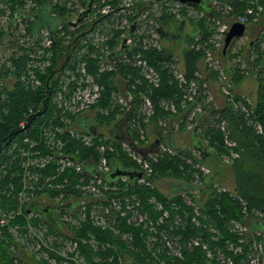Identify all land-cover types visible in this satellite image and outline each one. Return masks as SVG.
<instances>
[{"label": "built area", "instance_id": "2783aa9c", "mask_svg": "<svg viewBox=\"0 0 264 264\" xmlns=\"http://www.w3.org/2000/svg\"><path fill=\"white\" fill-rule=\"evenodd\" d=\"M251 1L254 5L255 0ZM256 1L261 2L262 0ZM88 3L89 0H73L71 3L73 5L72 8L77 9L78 12L74 13L76 15L75 19L67 23L68 27L75 30L82 25L81 23H84L83 25L91 23L92 26H88L89 30L85 32L87 40L82 42L91 46L107 45L111 39L113 29L122 31L124 37L127 34L125 40L126 45L130 47V51L123 58H132L128 62L141 71L144 80L154 88H158L161 84V75L145 59L142 52L148 48L157 51L161 46L156 32V29L159 28L156 18L163 15L164 12H169L174 14L179 21L186 20L180 14L181 8L185 7V5L176 0H118V2L111 0L101 11L100 16H98L99 10L97 12L94 11L97 5L96 0H94L92 16L85 18L77 27L71 26L70 24L76 23L79 16L87 10ZM160 5L166 6L162 7ZM253 5H249L246 12L239 13L236 17L231 18L230 16L233 12L232 5L223 2L219 3L216 0L212 2L213 12L216 9L222 13V17L215 20L218 25L222 24L219 34H217L220 37V43L214 52L208 46L206 47L205 57L201 61L205 69L203 70L199 67L193 78H188L184 67L181 68L178 63L176 64V61L175 63L171 62L164 65V68L167 69L171 77L183 90L184 102L188 105L187 109L195 104L192 119L203 112L199 102L201 97H207L208 101L214 100L208 75L211 72L218 75V80L221 81L219 85L220 94L229 104H233L235 111L244 113L248 117L253 114L254 111L248 104L250 102L234 98L236 91L231 74L228 72V64L224 65L221 58H213V55L218 56L219 52L222 51V43L224 41L225 44L226 34L234 23L245 25L247 33L235 39L228 51L232 50V47L239 39H249L251 34L249 27L254 28L255 25H260L259 18L264 13V7L259 5L257 8H254ZM35 6V0H27L24 12L29 13L30 9L35 10ZM141 9H144L141 20L145 24L142 26L140 34H145L146 38L143 46L139 48L140 51L136 49L131 50L132 45L129 31L132 29L133 19L136 16L135 13L141 11ZM189 9L193 12L197 10L191 7ZM201 12L203 16L204 12ZM37 16L38 13L35 15L36 23L33 29L29 27L27 21L23 20V17H19V13L15 19L17 22L15 27L16 33L14 35L17 46L15 52L18 53V58H15V60L26 59L19 79L26 91L42 87L39 75L47 74L48 69L52 66L53 56L45 52V48H51L56 39V34L47 28H37ZM52 16L56 18L55 15ZM99 19L104 21L98 24ZM59 20L62 21V19ZM105 23H107L108 30L106 28L102 30V26ZM64 24L65 21H62L57 26V29H64L62 28ZM259 32L261 34L264 33V23ZM69 41L65 40L66 44ZM200 41H203V37L199 34L195 35L192 46H195ZM251 45H253L252 42ZM91 46H87V52L83 53L82 49L79 54L97 56L98 53L91 50ZM105 47L107 48V46ZM108 54H111L110 51L101 56L104 58ZM238 61L243 64V68L249 74V66L246 60L238 58ZM250 61L252 63L251 69H256L257 71L253 73L256 76L259 69L255 66L256 58H250ZM3 64H6L8 70L10 69L12 72L15 70V63L10 58H5L2 63L0 61V75ZM54 79L56 80L55 86L54 81H51V84H53L55 89L53 95H50V98L52 97V111L45 117L42 127L38 131L36 129L33 131L35 134L34 138L23 137L20 142L14 143L12 150L14 153L13 161H16L22 169V171L15 172L16 176H20L22 172L23 182L18 190L20 206L14 210L0 209V238L3 240L4 234L7 231H12L17 237L20 245L19 243H15L12 248L17 257L14 260V264H25V262L20 261V259L27 261L24 257L25 253H29L30 261H33L35 264L37 262L40 264H112L114 257L109 256V254L101 255V253H107L108 250L114 248L110 245L101 244L94 235L82 238L77 237L75 232L70 233V231L66 230L63 221L69 222L71 220L77 224V228H80L84 223H90L92 226L103 231H110L125 243H133L135 240L133 233L124 231L126 227L142 229L143 231H147L148 236H145V232H143L140 237H145L144 241L147 240L148 245L150 242L152 243V246L148 247L150 251H154L157 254H172L176 258L182 259L184 257V246L181 242V237L176 235L177 233H174L176 231L174 228L186 224L188 219L197 227H201L203 225L201 218L206 221L208 220L202 213L204 206L190 202L192 205H186L189 210L181 208L177 203H175L177 204L176 206L168 204L166 207L162 202L152 198L150 203L154 205L153 211L156 215H149L148 212L144 211L140 197L138 195L134 196L132 189L134 186H150L149 179L154 174L151 162L157 161L156 156L160 152L150 151L145 157L139 153H137V156L134 155V158L141 166L142 173L137 172V174H141V178L139 179L122 176L113 179L110 176L112 171L108 165V161L109 151H112L113 143L105 142L100 144L98 151L102 156L98 165H94L91 161L76 159L70 153L65 155L64 148H67L69 145V136L81 139L87 147L94 146L96 137L76 131L74 129L76 124L75 119L96 105L101 97L102 88L96 82V79L87 73L85 62L73 64L71 68L58 73ZM6 81L10 84V91L15 86L17 78L11 73L6 77ZM7 98L8 95L6 93L1 94L0 103L6 101ZM144 98V110L147 112L146 114L143 110L146 115L144 122H147L154 114V110L150 99ZM119 102L120 104H124L125 99L121 97L119 98ZM162 107L167 112H177L173 101H163ZM39 111L35 112L33 109H29L28 113L24 116L25 119L19 122V127L24 130L23 132L28 129L26 126L30 118L35 116ZM100 112L107 115L109 110H101ZM250 123H252L259 135L264 136L263 124L254 122L253 120ZM137 126H139V122ZM216 127L221 130L224 143L229 149V154L224 157V161L228 165L232 164L234 160L240 157V153L236 151L237 143L230 137L226 120L220 119ZM135 146L143 147V149L146 148V146H140L133 142L129 145V151H134ZM163 151L175 155V152L168 148H163ZM87 162H90V164ZM194 169L196 170L194 174L196 185H189L194 190L185 193L202 195L204 188L198 184L202 182L203 176L207 179L211 172L202 165L194 166ZM125 171H129L130 173L135 172L133 170ZM74 175L76 176V182H73ZM11 188L14 191L16 190L13 184ZM36 191H50L52 201L62 205L58 209L57 223L51 224V231L45 223L35 217L34 213H26V209H29L28 207L32 203ZM206 194L208 192L204 193L203 197L206 198ZM240 201L243 204V214L248 216L249 212L246 202L242 199ZM171 210L174 212V216H171ZM253 211L252 216H250V225L235 220L229 222L228 230L236 238L235 241L225 240L221 243V239L223 238L221 231L212 226L210 228V233L214 236L212 241L208 238L194 237L187 242V250L192 251L194 248H200L205 253L207 260L215 264H236L235 257H242L244 254V259L246 260L240 264H264V229H252L255 224L264 225V209L261 210L260 217L254 216V213L259 211ZM35 218L36 220H34ZM14 220L17 221L16 225L15 227H11ZM30 220L38 223L31 222ZM203 226L206 227L205 225ZM41 229H44V231ZM19 248L20 251L18 250ZM126 264L131 263L126 262Z\"/></svg>", "mask_w": 264, "mask_h": 264}, {"label": "trees", "instance_id": "16d2710c", "mask_svg": "<svg viewBox=\"0 0 264 264\" xmlns=\"http://www.w3.org/2000/svg\"><path fill=\"white\" fill-rule=\"evenodd\" d=\"M115 1L118 2V0ZM213 1L215 0L207 2L211 10L213 9ZM216 1H222L225 4H231L233 7V12L231 15L234 17L239 12L244 10L248 4V0ZM67 2L68 1L64 0L56 5H53L52 3H48V0H44V3L37 13H40L44 6L49 5L47 8L50 9V13L52 15L54 14L57 19H63L64 14L66 15L68 12ZM262 2L264 4V0ZM187 9H189V7H183V14L185 15L184 18L189 20L186 17L188 12ZM194 12L202 16L201 10H196ZM219 17H222V15L215 9L212 15L208 11L207 13H204L201 18H194L193 20H190V23L195 27L194 32L200 33L204 40L211 36V24ZM157 21L159 26L162 28L175 27L181 22L178 21L174 15H169V12H164L163 16L157 19ZM253 29L255 28L249 27V30ZM58 31L59 30L57 28L53 30V33L56 34V39L54 45L51 47L53 52L52 66L48 69L47 74L39 75L42 81L41 88L26 91L21 85L19 79L20 74L22 73V70L25 66V58H21L19 60L10 58V60L15 63V70L13 72L10 69L8 70L6 64H3L2 67L0 78L3 76L8 77L12 73L17 78V82L12 90L9 91L3 89L4 93L8 95V98L6 101H2L0 103V140L7 138L20 128L19 122L25 119L24 116L26 113H28L29 109H33L35 112L37 110L41 111L46 100L48 98L49 100L47 103L46 112L41 116L34 118L33 122L25 132L14 136L11 144H9L4 149V152L0 156V209L14 210L18 207L17 197L13 195L16 193V191L12 190L11 185L13 184L18 186L20 181L16 176L17 174L13 170V167L16 163L11 161L13 160V157H9L8 152L13 154L12 150L15 142H20L25 136L34 138L35 134L33 131L35 129L38 131V129L42 127L45 122V117L48 116L47 114H49L53 108L51 99L52 97L50 98L49 93H51V96L53 95L56 80L51 79L54 81V86L53 84L48 85V81L52 75H57L59 69L63 65V59L72 58V55L79 48V44L76 43L73 45L74 40L77 38L76 36L79 35V32L74 33L73 40L66 44L65 38L61 36L57 38ZM113 33L112 39L107 43L106 46L110 47L111 52L114 53L118 51L117 49L119 48V39L122 31L114 30ZM192 45L193 44L187 46L184 50V70L188 78L194 77V74L199 69V65L204 56L203 51L195 50ZM257 53L258 58H256L255 66L259 68V72L256 74V76H254V78L258 82V100L253 107V114L248 117L244 113L236 112L234 107L231 106L225 99L224 102L220 104V106H215L218 101V94L214 92L215 104L213 102L209 103L206 107V114H203L202 116L198 115L196 122L195 120L192 122L188 121V118L186 117L188 105L183 106L184 92L179 87L178 83L171 77L167 69L164 68L165 64L171 62L175 63V58H172V55L169 56L166 55V53H160L156 50H150L144 53L145 59L161 75V84L158 88H154L153 86L149 85V83L144 80L139 69H126L122 65H118V71L120 74L124 75L125 77L132 75V81L140 80V83L135 86L134 90L137 105L143 103V97L140 95V93H142L145 97L150 99L154 110V114L149 118L148 124L143 123L146 118L143 110H131L126 112V116L124 118L125 121L129 120L133 122V120H135L137 123H141L142 129L147 130L148 125L152 127H158L159 123L163 120L171 122L174 119L181 118L183 119L179 128L181 133L187 131L188 125L190 123H194L196 125L192 130L188 131V133L193 134L192 132H194L193 135L198 137L199 141H202L200 138L205 140V142L208 143L207 147L210 148L211 151L214 150V157H220L224 156L225 154H229V149L224 143L223 134L216 127L220 119L227 121L230 137L237 143L238 147L236 148V151L240 153V158L234 160V162L230 165L237 197H233L230 193L217 194L215 188L212 185V181L207 182L205 178L202 179V181H204L206 184L205 186L208 193L210 192L204 204V208L202 209V213L208 218V220L206 221L201 218L203 225L206 227L203 225L201 227H197L188 219L186 224L180 227L176 226L174 228L176 230L174 233H177L176 235L181 237V242L184 246V257L182 259L176 258L172 254H157L154 251H150L149 248L152 246V243L150 242L148 245V241H144L145 237H140L141 233L145 232V236H148V233H146L147 231H143L139 228L126 227L124 230L135 235V240L133 243H125L112 232L103 231L92 226L90 223H84L80 228H77V237L84 238L94 235L101 244L110 245L113 247L114 249L108 250L107 253H101V255L109 254V256H113L114 262L112 264H126V262L131 264H215L214 262H209L207 260L205 253L200 248H194L192 251L187 250V242L194 237H201L202 239L208 238L212 241V238L214 237L210 233V228L212 226L221 231L223 236L221 243H223L225 240L235 241L236 238H234L228 230L229 222L235 220L246 225H250V216H252V211L255 209H264V137L258 135L252 123H250V121L253 120L254 122L264 125V60H262L264 55L259 51L258 47ZM219 55H221V59L225 60L229 66L228 72L231 74L234 86H239L245 79L246 74L241 73L239 68H234L231 70L230 64L227 61L232 59L230 57L228 58L229 51L225 55H223V53H219ZM244 59L246 60L249 69L252 68L250 56ZM89 61L91 65L90 71H92L94 69L93 66H95L94 64L96 60L94 61L91 59ZM76 62L77 61L75 60V63ZM214 74L215 73L212 72L208 73L211 83L215 81ZM99 77V83L104 86V90L100 103L95 107L97 110L109 108L110 102L112 101V94L117 89L114 82V73L102 74ZM238 97L239 96L236 97V100L240 99ZM165 100L173 101L176 104V114H170L165 111V109L162 107V102ZM99 113L96 118L98 123L101 125L108 123V126H111V123L115 124V122L118 120V115L122 114V112L119 110L111 111L108 116H103ZM129 134L130 136L136 138L138 135L137 131L132 128L130 129ZM68 139L69 145L67 153H71V155L74 156V153L79 151V158L86 159L91 157L96 161L98 160L99 155L97 154L95 147H87L80 140L71 136H69ZM176 151L178 153L175 155H170L168 153L163 154V156L154 165V174L149 179L150 182L154 178L173 177L176 178V180H179V183L192 185V181L195 179L194 174L196 173V170L194 169L195 164H202V161L206 160L209 156L205 159H202L201 157L194 155L192 150L189 149H185L183 151L182 149L178 148ZM121 154L122 152L119 150L117 155H115V157L117 156L118 162L122 160L125 163V166L136 167L134 162L128 160L127 157H124V155ZM74 158L77 159V156H74ZM187 160H190V162ZM5 164L9 166V168H7L8 170L6 169L7 174L3 175L5 172L2 166ZM136 192L141 199L144 211L148 212L149 215H156L153 211L154 205L150 203L152 198L162 202L166 207L172 202L178 203L181 208L189 210V208H187V206L183 203L184 198L180 197V195H176L175 197H172V200H170L169 198L162 195L156 188H148L144 186L134 187L132 189V193ZM240 199L247 203L246 205L249 212L248 216L243 214V204ZM171 216H174V212L172 210ZM14 245L15 243L12 245V247ZM9 249L10 245L6 244L0 238V264H14V260L17 257L15 253ZM244 255L242 257H235L236 264H240L242 261L246 260L244 259ZM20 261L25 262V264H33L25 261L24 259H20Z\"/></svg>", "mask_w": 264, "mask_h": 264}, {"label": "flooded vegetation", "instance_id": "af4514ba", "mask_svg": "<svg viewBox=\"0 0 264 264\" xmlns=\"http://www.w3.org/2000/svg\"><path fill=\"white\" fill-rule=\"evenodd\" d=\"M26 3H27V0H0V48L4 47L5 51L8 52L7 58H18V53L15 52V50L17 49V46L15 44V39H14V35L16 33L15 27L17 25V22L15 21L16 15L19 13V17L20 18L23 17V20L28 22V25L30 28L33 29V27L35 26V23H36L35 22V15L37 13H35L34 9H30L29 13H25L24 9L26 8ZM48 3H52V2L48 0ZM143 10L141 9V11H137L135 13L136 16L133 19L134 30L132 31V29H131L129 31V33H130L129 37L131 39V45H132L131 50L142 47L144 42H145V38H146L145 34H142V35L140 34V30H141L142 26L145 24L141 20ZM103 21L104 20L99 19L97 23L99 24ZM27 22H26V24H27ZM69 22H71V21L65 22V24H64V26H62V28H66L68 26L67 23H69ZM81 24L82 25L79 26V29L81 28V31L78 33L79 34L78 36H80V35H83V36L81 37L82 39H79L76 42L77 44H79V48L72 55V58H64L63 59V65L61 66L62 69L60 72L66 70L68 68H71V66L73 64H77L78 62H85L87 73L89 75H92L96 79V82L99 84V86L102 88L101 97H100L99 101L96 103V105H98L100 103V101L102 99V93L104 90V86L99 83V78H100L99 76L100 75L107 74V73H114L115 74L114 82L116 84L117 89L112 94V101L110 102L109 108L97 110V108H95L96 105H94L90 110L86 111V112H90L89 114L83 116L82 115L83 113H82L78 117H76V119H75L76 124H75L74 129L76 131H78L79 133H83L85 135L91 136V134H90L91 130L94 127H96V135L93 136V137H96L93 147H95V150H96L97 154L99 155V158L97 161L91 157L86 158V159H82V158H77V159H79L81 161H91V163H93L94 165H98L100 158L102 156L98 151V147L100 146V144L105 143V142L113 143L112 151H109L110 155H109V161H108V165L112 171L110 173V176L113 179H116V177H120L117 175L118 171L124 173L125 170H133L135 172L131 173L130 176L129 175H123L122 176V177H127V178H129V177L133 178L137 175V172H141V166L138 163V161L134 158V155L137 156L138 152H136L135 150L132 151L133 153L129 151V149H130L129 145L130 144L135 142L136 144H138L140 146H146V148L143 149L142 152H144V151L145 152H150V151L160 152L159 155L156 156V159H157L156 163H157L158 160L165 153L163 151V148H168L171 151L175 152V154L178 153L176 151L179 148V146L177 145V142H179L180 139L178 138V135L175 134V132L177 134H183L185 132L188 133V131L192 130L196 124L193 127L188 125L189 127L187 128V131H184L181 133L179 131L180 124L183 120L181 118L174 119L171 122L167 121V120H163L159 123L158 127L148 126L147 130L142 129L141 123H139V126H137V122L135 120H133V122H131L129 120L125 121L124 118L126 116L125 115L126 112L131 111V110H144V108H145V103H144V99H145L144 97L145 96L142 93H140V95H142V97H143V103H141L140 105H137L136 98L134 95L135 86L140 83V80L132 81V79H133L132 75H128V77H125L124 75L120 74L118 71L119 70L118 65H122L126 69H128V68H135L136 69V67H134L131 63L128 62L132 58H126V59L122 58L118 61H115L114 59H117V58H109V56L113 53L111 51H110L111 54L106 55L105 58H103L101 55L91 56L89 54H83V55L79 54L82 51V46H83L82 42L87 40V35H85V32H87L89 30L88 26L83 25L84 23H81ZM91 26L92 25H90V27ZM173 29H174V27L162 28L160 26H159V28L156 29V32H157L158 37H159V42L161 45L164 44L163 36L165 33H166V35H169V34L174 35V36L175 35H178V36L181 35L180 31H178V30L173 31ZM197 34L201 35L200 33L194 32V35H197ZM126 35L124 37L123 32H122L120 39H119L120 43H119V48L117 49L118 51L122 48V43L125 40ZM78 36H76V37H78ZM193 43L194 42H192V44ZM221 52L223 53V51H221ZM221 52H219V53H221ZM223 55H224V53H223ZM0 57L1 58L4 57V53H3L2 49H0ZM91 59L94 61L95 60L97 61V62L95 61V64H94L95 66H93L94 69L92 71H90L91 65H90V61H89ZM0 60H2V59H0ZM75 60L77 61L76 63H75ZM199 67H200V65H199ZM203 67H204V64H203ZM204 69H205V67H204ZM60 72H58V73H60ZM1 73H2V71H1ZM209 83L211 86V92L213 94L214 100L208 101L207 97H205V96L201 97L199 102L201 104L202 111L204 113L202 112L199 116L206 114V109H207L206 107L209 103L213 102L215 104V102H214L215 101V96H214L215 90L212 87V83L211 82H209ZM3 89H6V90L10 89V84L7 83L6 77H4V76L0 78V96H1V94L4 93ZM218 91H219V89H218ZM215 93L217 94V92H215ZM121 97H123L125 99L124 104H120V102H119V98H121ZM221 98H223L222 95H221ZM185 103L186 102H184L183 106L186 105ZM215 106H220L218 101L215 104ZM194 107H195V104H193L192 106H190L187 109L186 117L188 118L189 122H192L194 120L196 122V118L198 117V115H196L192 119ZM101 110H109V112L106 115V114H102L100 112ZM114 110H119L120 112H122V114L118 115V120L115 122V124L108 126V125H101L98 123L96 118H97L99 112H100L99 114H101L103 116H108L110 114V112L114 111ZM148 122L149 121H147V122L143 121V123H146V124ZM100 128H101V130H100ZM131 128L137 131V134H138L137 138L130 136L129 131ZM192 133L194 134V132H192ZM147 134H148V137H147ZM207 144L208 143L206 142L205 147H207ZM175 145H177L178 148L175 147ZM67 149H68V147L64 148V154L65 155L68 154ZM187 149L192 150L194 155L201 157V155L199 153L194 152V150L191 147H187ZM207 149L211 150L208 147H207ZM119 150H121V152H122L121 155H124V157H127L128 160H131L132 162H134L136 164L135 165L136 167L125 166V163L122 160H120V162H118L117 156L115 157V155H117V152ZM182 150L184 151L185 149H182ZM3 152H4V150H3ZM78 153L80 154L79 151H78ZM8 156L13 157L14 153L11 154L8 152ZM11 161H13V160H11ZM187 161L190 162V160H187ZM14 162L16 164L14 165L13 170L15 172L22 171V169L17 164V162L16 161H14ZM87 163L90 164V162H87ZM151 164H153V162H151ZM2 168L5 172V173H3V175L4 174L6 175L7 174L6 169L9 168V166H7L5 164L2 166ZM138 174H140V173H138ZM17 177H18L20 183L18 184V186L17 185L15 186L16 193H14L13 195H15L17 197L18 206H20L18 190L20 188V185L23 182L22 172H21L20 176H17ZM134 187H136V186H134ZM61 207H62L61 204L54 203L52 201L50 191H44V192L36 191L35 197H34L32 203L30 204V206L28 207L29 211L26 209V213H34L36 215L35 217H37V219H39L40 221L45 223L49 228H51V224H54L55 222L57 223V215H59L58 209H60ZM34 220H36V218Z\"/></svg>", "mask_w": 264, "mask_h": 264}, {"label": "rangeland", "instance_id": "374dc122", "mask_svg": "<svg viewBox=\"0 0 264 264\" xmlns=\"http://www.w3.org/2000/svg\"><path fill=\"white\" fill-rule=\"evenodd\" d=\"M49 1H51L53 5H56V4H58L59 2H61L63 0H49ZM206 1L207 2H211L212 0H206ZM262 1L261 2H257L255 0V4L253 5V2L251 0H248V2H247L248 4L244 8V10H242L239 13L242 14V13L246 12L247 7L249 5L250 6L253 5L254 8H257L259 5H262L264 7V4H263ZM35 2H36L35 13H37L39 11L40 7L42 6V4L44 3V0H35ZM72 2H73V0H68V5H67V11L68 12H67L66 15L64 14V18L62 19V21L67 22V21H71V20L75 19L76 15H74V13L75 12L77 13L78 11H77V9H73L72 8L73 7V5L71 4ZM110 2H111V0H96V4L97 5H96V8L94 9V11L97 12V10H99L98 16H100L101 11ZM218 2L220 3V1H218ZM166 3H168V2H166ZM228 5H231V4H228ZM47 6H49V5L44 6L42 11L40 13H38V17L40 18L39 24L40 25L44 24V25H49L51 27L52 26L54 27L56 24L59 23V20L50 14V9H48ZM160 6L164 7L166 5H160ZM187 10H188V12L186 14V17L189 19L188 30L194 31L195 27L190 23V20H193L194 18L195 19H199L202 16L199 15L198 13H196V12H193L191 9L190 10L187 9ZM71 13H73V14H71ZM180 14L182 15L183 18L185 17V15L183 14V8H181ZM169 15H174V14L169 13ZM221 15H222V13H221ZM162 16L163 15L158 16L156 18V21H157V19L161 18ZM236 16L237 15H235V17ZM230 17L233 18L234 16L231 15ZM224 20H226V19H224ZM259 21H260V25H255L254 26L255 29L251 30V34L249 36V39L248 38L239 39L234 44V46L232 47V50L229 51V56H228V58L230 57L232 59L227 60L229 62V64H230L231 70H233L234 68H239L241 73H245L246 74L245 79L243 80V82L237 87L234 86V89L236 91V95H235L234 98L237 99L236 97L239 96L238 98H240V99H238V100L250 102L248 104L250 105L252 110L254 109L253 107H254L255 103L257 102V100H258V97H257L258 82L254 78V75H253V73H255L257 71H256V69L252 70L250 68V69H248L249 70V74H248L246 72V69L243 68V64L238 61V58H248L249 56H250V58H258L257 47H258L259 51L264 55V33L261 34V32H259V29H261L263 27L264 13L259 18ZM157 23H158V21H157ZM90 25H91V23H86L85 26H90ZM221 26H222V24L218 25L217 21L214 20L212 22V24H211V36L207 37L203 41H200L195 46H193L195 48V50L203 51V53H204L203 58L205 57V50H206L207 46H208L209 49L212 50V52H214L216 50V48H218L219 43H220V37L217 36V34H219V30H220ZM256 26H259V27H256ZM102 27H103L102 30L105 29V28L108 30L107 23H105ZM114 30L115 29H113V31H112L111 39L113 37ZM80 31H81V28L80 29L77 28V29L74 30V29H71V28H69L67 26L66 28L61 29V30L58 31L57 38L59 36H61V37L65 38L66 41H69V40L72 41L73 38H74V33L80 32ZM115 31H120V30H115ZM175 36L177 37L176 38L177 43L174 42V44L168 45V43L165 42L163 45L160 44L161 46H160L159 49H157V51L160 52V53H164V54L166 53V55H169V56L172 55V58H175L176 64L178 63L179 66L181 68H183L184 67V62H183L184 61V52H185L184 50L187 47L186 40L184 38H182L183 37L182 35H180V36L175 35ZM251 42L253 43V45H251ZM82 45H83L82 46L83 53L87 52V50H88L87 46H91V45H87V44H84V43H82ZM222 45L223 46L221 47V50L223 51L224 41H223ZM105 46L106 45H100V46L92 45L91 46V50H93L94 52H97L98 55H105L109 51H111L110 47L107 46V48H106ZM0 49H2L3 53H4V57L3 58L0 57V59H2V60H0L1 63H2V61H4L5 58H7L8 52L5 51L4 47L3 48L1 47ZM136 50L140 51L139 48H136ZM148 51H150V48L145 49V51L143 52V56H144V53H146ZM45 52L53 54L51 48H48V49L45 48ZM52 58H53V56H52ZM213 58H222V57H221V55L218 54V56H214L213 55ZM262 60H264V58ZM222 61H223V64L226 65V61L225 60H222ZM263 64H264V62H263ZM201 66H203V65H201ZM201 66H200V68L204 70V67H201ZM214 76H215V78H214L215 81H213V82L217 83L216 86H217L218 89H220L219 85L221 84V81L218 80V75L217 74H214ZM149 85H151V84L149 83ZM218 89H216L217 94L221 95L220 92L218 91ZM223 100H224V98H223ZM230 105L233 106V104H231V103H230ZM89 113L90 112H85L82 115L84 116V115H87ZM145 113L147 114L146 111H145ZM168 113L176 114V113H172V112H168ZM148 121H149V119H148ZM107 124L108 123H104V125H107ZM112 124L113 123H111V125ZM194 125L195 124H193V123L189 124V126H192V127ZM100 130H101V128H100ZM199 131H200V129H199ZM256 133H257V131H256ZM175 134L178 135V138L180 139V141L177 142V145L181 149H187V147H191L194 150L195 144H198L197 146H201V147H204V148L207 149V147H205L206 146V142L202 138H200V140H202V141H199L198 137H196V136H194V135H192L190 133H186V132L183 133V134H177L175 132ZM257 134L259 135V133H257ZM147 137H148V134H147ZM262 137H264V136H262ZM78 140L81 141V139H78ZM213 151L210 152V156L206 160H204V161L201 160L203 162L202 164L198 163L195 166L202 165V166H205L206 168H208L210 170V172H211L210 176L207 177V179L204 176L202 178H205V180H207V182H211L212 181V185L215 188L217 194H222L224 192H227V193H230L233 197H237V194L235 192L236 187L234 186V181H233V177H232L233 174H232L231 169H230V164L228 165L224 161V157L227 154H225L224 156H220V157H214V155H213L214 152ZM78 154H79L78 151H76L74 153V156L75 157L77 156V158H79ZM168 154L173 155L171 153H168ZM155 164H156V162H153V164H152L153 168H154ZM194 181L195 180L192 181V185L193 184L196 185ZM73 182H76V176L75 175L73 176ZM179 182H180L179 180H176V178H173V177L154 178L150 182V186L144 185V187L156 188L162 195H164V196L166 195L170 200H172L173 198L171 196H173V194H171V192L173 191L174 187H176L175 185H177V183H179ZM198 185L199 186H203V188H204V191H203L202 195L201 194H196V193H181V194H178V195H180V197L184 198L183 203L185 205H192L190 203V202H192L193 204H197L199 206H204V204H205V202L207 200V197L209 196L210 192L207 194L206 198L203 197L204 196L203 194L208 192L207 189H206V186H205L206 184L204 183V181H202ZM225 190H227V191H225ZM136 195H137V192L134 193V196H136ZM155 200H157V199H155ZM177 204L171 202L172 206L173 205L176 206ZM255 210L259 211V212H255L254 216L255 217H260L261 210H259V209H255ZM252 212H254V211H252ZM30 221L34 222V223H38V222H35L33 220H30ZM16 222L17 221L14 220L13 224H11V227H13V226L15 227V225H16L15 223ZM63 224H65L66 230L70 231V233L71 232H73V233L75 232L76 235H77V232H78L77 227H76L77 224L75 222H73V220H71L69 222L63 221ZM41 230L44 231V229H41ZM49 230L51 231L52 229L49 228ZM3 241L6 244L10 245V249H9L10 251L12 250V248H13L12 245L14 243H19L17 237L14 235V233L12 231H7L4 234ZM19 245H20V243H19ZM18 250L20 251V248ZM21 253H24V252H21ZM22 257H23V255H22ZM24 257L27 259V261H30L29 253H25ZM30 262L34 264L33 261H30ZM37 264H40V263L37 262Z\"/></svg>", "mask_w": 264, "mask_h": 264}, {"label": "water", "instance_id": "95a60500", "mask_svg": "<svg viewBox=\"0 0 264 264\" xmlns=\"http://www.w3.org/2000/svg\"><path fill=\"white\" fill-rule=\"evenodd\" d=\"M178 2H180L181 4L185 5V6H188V7H191V8H194V9H197V10H201L203 11L204 13H207L209 11V13L212 15L213 14V10L210 9L209 5L207 4V1L206 0H176ZM93 2L94 0H89V3H88V8L87 10L79 16V18L77 19V22L76 23H71L70 25L73 26V27H77L79 25V23H81L85 18H89L92 16V5H93ZM210 9V10H208ZM59 20V19H58ZM36 21H37V28L38 29H43V28H47L48 30H50L51 32H53V30L55 28H57V26L62 22L59 20V23L56 24L54 27L52 26H49V25H44V24H39L40 22V18L37 16L36 17ZM185 22V21H184ZM134 30V26L132 27V31ZM245 33H247V27L243 24H239V23H234L230 29V31L226 34V38H225V44H224V48H223V53L224 55L227 53V51L229 50L231 44L233 43V41L237 38H240L242 37ZM83 35H80L78 36L74 42H73V45L82 37ZM195 40V35L192 37V40H191V43L188 44V46H190L192 44V42H194ZM71 48V47H70ZM69 48V50H70ZM130 51V47L126 45V40L123 41L122 43V48L119 50V51H116L114 53H112L109 58H117V59H114L115 61H118L120 59H122L127 53H129ZM62 68L59 69L58 72L61 71ZM54 75H52V77L49 79L48 81V85L51 84V79H54ZM51 94V93H49ZM48 100L49 98L46 100L44 106H43V109L41 111H39L35 116H33L32 118H30L28 124H27V128L31 125V123L33 122L34 118H36L37 116H40L42 114H44L47 110V103H48ZM24 130L23 129H17L15 132H13L11 135H9L7 138H4L2 140H0V156L3 152V150L9 145L11 144L12 142V139L14 136H16L17 134L19 133H22ZM91 136H95L96 135V127H94L91 132H90ZM198 144H195V149L201 154V158L202 159H205L209 156V154L205 151V149H203V147L201 146H197ZM134 150L136 152H138L140 155L142 156H146L148 152H142L143 150V147H137L135 146ZM130 172L129 171H125L124 173L123 172H120L118 171L117 172V175L118 176H123V175H129L130 176ZM134 178L136 179H139L141 178V174H137ZM185 192H188V191H191V190H194L193 187H185ZM257 228H263L264 229V225L263 226H260L258 224H255L253 226V230L257 229Z\"/></svg>", "mask_w": 264, "mask_h": 264}, {"label": "crops", "instance_id": "0c3cea01", "mask_svg": "<svg viewBox=\"0 0 264 264\" xmlns=\"http://www.w3.org/2000/svg\"><path fill=\"white\" fill-rule=\"evenodd\" d=\"M185 21V22H184ZM188 24H189V20H182L178 25H176L175 27H174V29H173V31L174 30H178V31H180V34L183 36L182 38H184L185 40H186V45L188 46V44H190L191 43V40H192V37L194 36V31H190V30H188ZM176 38L177 37H175L174 35H171V34H169V35H166V33L164 34V36H163V41H164V43L165 42H167L168 43V45H171V44H174V42H176L177 43V41H176ZM202 64H200V66H201ZM201 67H203V66H201ZM217 83H214V82H212V87L214 88V90H215V92H217L216 91V89H218L217 88ZM224 102V100L221 98V95L220 96H218V103L219 104H222ZM175 147H177L178 148V146L177 145H175ZM203 149H205V151L209 154V156H210V152H211V150H209V149H206V148H204L203 147ZM194 152H196V153H199L196 149H195V147H194ZM200 154V153H199ZM201 155V154H200ZM176 187H174V189H173V191L171 192V194H173V196H171V197H175L176 195H178V194H181V193H185V187H188L189 186V184H184V183H177V185H175ZM190 186H192L191 184H190ZM165 197H167L166 195H165ZM168 198V197H167Z\"/></svg>", "mask_w": 264, "mask_h": 264}, {"label": "bare ground", "instance_id": "6f19581e", "mask_svg": "<svg viewBox=\"0 0 264 264\" xmlns=\"http://www.w3.org/2000/svg\"><path fill=\"white\" fill-rule=\"evenodd\" d=\"M190 10V9H189ZM51 95V94H50Z\"/></svg>", "mask_w": 264, "mask_h": 264}]
</instances>
